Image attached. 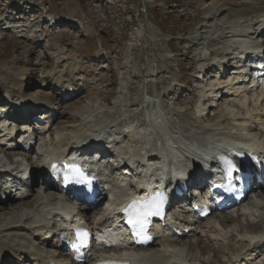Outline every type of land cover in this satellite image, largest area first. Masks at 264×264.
Segmentation results:
<instances>
[{
    "label": "rangeland",
    "instance_id": "1",
    "mask_svg": "<svg viewBox=\"0 0 264 264\" xmlns=\"http://www.w3.org/2000/svg\"><path fill=\"white\" fill-rule=\"evenodd\" d=\"M259 21L252 0H0V69L14 70L18 80L13 84L0 71V94L8 89L12 101L0 97V104H8L15 122L19 113L24 116L19 105L23 100L37 101L42 107L50 100L48 110L54 113V121L28 151L21 146L4 150L0 142L1 161L7 157L15 165L29 163L40 169L42 153L49 147L68 144L76 133L92 139L87 129L95 119L102 121L95 131L115 134L120 141L117 148L135 147L155 162L156 144H165L160 136L165 130L169 135L178 132L181 138L227 135L233 142L241 135H255L264 147V126L250 116L264 112L263 106L250 101L260 94V86L245 90L247 106L239 104L242 97L234 94L208 106L209 84L216 82L218 73L212 63L224 57L225 72L219 80H228L241 51L236 41L264 43V36L255 34L264 31L258 30ZM59 52L73 56L75 69L63 70L67 65L58 63ZM61 69L62 90L54 84V73ZM67 88L73 91L64 95ZM89 102L93 116L82 120L76 110ZM61 129L63 135L56 143V131ZM252 179L241 203L211 211L194 235L156 237L154 245L135 252L155 259L175 249L173 253L193 264H243L249 238L264 236V183L257 186ZM51 187L48 181L39 186L36 180L30 194L0 202V224L27 209L33 211L28 218L36 215L16 229L0 226V250L7 264H34L28 250L40 243L38 236H30L32 225L53 222L42 209L43 201L51 200L47 208L59 198L68 202L66 195ZM101 201L83 205L88 220L100 212ZM216 220L225 225V238L209 232L210 222ZM103 251L110 249L95 244L80 264H89ZM250 263L264 264V249Z\"/></svg>",
    "mask_w": 264,
    "mask_h": 264
},
{
    "label": "bare ground",
    "instance_id": "2",
    "mask_svg": "<svg viewBox=\"0 0 264 264\" xmlns=\"http://www.w3.org/2000/svg\"><path fill=\"white\" fill-rule=\"evenodd\" d=\"M253 7L257 8V12H259V16L261 17V20L259 21V28L263 29L264 27V0H252ZM256 36L262 35L264 36V31H256ZM236 41V40H235ZM238 48L241 50L237 54V60H236V70L233 71V75H230L228 80L225 82H221L219 80V76L222 74L225 70L226 65H222L220 61L216 60V62L212 63V65L215 66L217 69L216 74V82L209 84V97L208 99H214L218 95V93L214 94L215 90L225 88V91L228 94H234L235 96L241 98V100H238L239 104L243 106H247L248 98L244 95V90L248 89L250 85H246L245 81L248 78L247 71L250 69H253V74H249L251 77V83L261 84L260 94L254 96L251 98V102L256 106H263L264 107V80L257 78V73L260 74L261 70H258L254 68V65H257V62H254L252 59V53H263L264 52V46L259 43H249L248 40L245 39H238L237 41ZM235 49V48H234ZM62 53L59 52L58 56V63L66 61L67 67L63 70H71L74 65L71 64L73 61V56L71 55H65L60 56ZM62 60V61H60ZM76 66V65H75ZM56 71L54 73V84L55 86L61 88V90L64 88L61 74L60 72L63 71ZM1 71V69H0ZM2 75L5 78H11L12 83H17L18 80H15L14 77L16 75L15 71L13 70H3L1 71ZM247 73V74H246ZM220 74V75H219ZM14 76V77H13ZM223 78V77H222ZM4 80V78H3ZM259 82V83H258ZM3 85V84H2ZM6 87H9L6 83H4ZM73 91V90H72ZM71 90L64 89L63 93L64 95L70 94L72 92ZM6 93V94H5ZM4 94H0V97L3 98V100L9 101L10 100V93L8 89L5 91ZM9 94V95H8ZM94 99L92 98V101ZM11 101V100H10ZM12 102V101H11ZM15 103V102H14ZM91 102L87 103L85 106H81L77 108V113L81 116L82 120H91L93 116V109L90 105ZM21 104V105H20ZM43 107L50 105V100H47L44 102ZM217 104V102H216ZM21 112L26 115L27 111L30 109H33V107L37 106V101H31L27 102L26 100H23L19 103ZM36 105V106H35ZM39 106V104H38ZM5 106L0 104V136L1 141L5 137H10L15 135L16 133L20 132V130L12 123L8 125L9 121H13V119L16 118V115L10 113L7 111V109L4 108ZM264 111V110H263ZM264 113V112H263ZM263 113H250V116L255 118V120L258 122V126L263 127L264 126V115ZM44 115L48 119H50V124L54 121V113L50 112L49 110L46 112H43ZM163 114V113H162ZM25 119L29 120V118ZM163 119V118H162ZM49 121V120H47ZM93 124H90V127L87 129V131L90 133L89 135L92 137V139H85L83 137L82 133H76L72 140L61 147H52L48 150L43 151V159L41 160V163L39 164L40 169L43 171L44 175H50L53 176L55 179H52V181H59L60 177L63 175V172H59V169L64 168L66 170L65 162H68L71 157H68L66 153L68 154V151L71 149H75L73 155L80 153V156L88 155L87 157H84L83 162H81V166L83 167V170L91 177L93 182L91 181V188L94 190H98L99 192H103V199L105 201L104 206H102V211L98 213V215L94 218L93 226L90 227L89 224L85 223V227L88 230H91L94 232L95 239H91V248H93V245L99 244L103 248H109L110 251H103L102 253L95 254V258L90 260L89 264H99L100 261L103 260H128V262H132L133 264H193L190 263L185 257H182V254L173 253L174 250H169L167 254L162 255L160 257H156L155 259L149 256H146L144 254H139L135 252V250H139L142 248H146L148 245H154L153 242L156 237H162L164 239H167L168 237L175 238L177 236L187 237L191 234H195L197 228L200 227V219L195 220V214H190L188 212H185V210H188V208H185L183 212L181 211L179 214L171 215L167 218V221L165 225H162L161 222H158L156 224H153L150 228V233L148 235L147 241L136 244V246H132L131 243L127 242L125 236L129 237L128 230L125 228L122 218V214L124 213V208L128 206L130 202H137L140 199H143L146 197V195L152 190L154 191V188L161 187L163 185V180L168 178V173L166 170H169L170 168H176L178 166L179 169H176L174 172V178H185V176L189 175L191 168H194V171H199V167H202V139L203 138H181L175 132H173V135H169V131L165 130L166 135L163 132H161L160 136L162 140H165V148H160V150L157 152L158 158L157 162L150 161L151 157L147 158L146 153H138L136 151L135 147H128L125 152L124 150H120L115 146L120 141L115 139V134L108 133L107 131L101 129L99 131H95L96 127L102 123V121L96 122L93 121ZM150 122V121H149ZM46 125L39 126L38 134H43L44 130L47 128ZM244 126V125H243ZM241 126L239 130H244V127ZM129 128V127H127ZM30 130V129H28ZM63 129L56 131V137L55 141L56 143L61 139L63 135ZM27 125L23 126V129L21 131L22 136L24 137L27 133ZM128 132V131H127ZM151 130L149 133H152ZM155 134V133H154ZM227 136V135H221L219 137V140H214V136L210 135L205 137L207 141L210 140V142H213L215 144H218V146L222 149L234 148L235 150H241L240 147L241 144L246 146L248 149H252L255 152H264V147L262 146L261 142L258 140V137L255 135H251L250 137L247 135H241L238 138V142H233V137ZM13 138H15L13 136ZM118 138V137H117ZM185 141H184V140ZM187 140V141H186ZM213 140V141H212ZM28 143L33 142V139L31 137L27 138ZM89 141V142H85ZM90 142H93L92 145H97V147H100L97 149L94 148V153H91V151L88 153L86 149H83L84 146H88ZM59 143V142H58ZM80 145L82 147H80ZM178 145V146H177ZM60 146V145H59ZM91 146V144H90ZM46 147V146H45ZM79 147V148H78ZM85 148V147H84ZM195 148H200L199 150H196ZM79 149L81 151H79ZM78 150V151H77ZM244 151V150H243ZM87 152V153H86ZM109 152H114V154H118V159L116 160L113 157L110 156ZM183 153H186L188 156H186L187 164H185V167L182 165V160L184 159ZM7 158V157H6ZM28 159V156H26ZM126 159L129 168L122 173H132L133 179L132 184L129 182V179L123 177L121 174H118V172H110L107 169V164L111 162L116 161H124ZM176 159L180 160L181 163H176ZM2 159H0V174L7 173L8 170L12 169V166L7 165L3 167L2 165ZM6 162V160H5ZM144 165H140L142 163ZM173 164H172V163ZM186 162V161H185ZM21 169H24V171L27 172V163H21ZM176 164V165H175ZM154 165H157L156 167ZM242 170L246 171V177L248 179H251L254 174H256L257 177L262 174L263 172L258 169V163H253L250 165V162H243L240 165ZM126 168V167H124ZM23 170H17L16 174L22 173ZM136 173V174H135ZM158 177L161 179V183L157 184L155 181V178ZM24 177L19 176L18 180H15L14 178L8 177L5 179L4 183L0 185V192H7L18 189V194L15 196H8L6 197L5 201L9 202L12 199H18L23 197L25 194H30L31 191L29 190V187L22 184V179ZM182 180V179H181ZM54 191L58 189H52ZM171 190V188H170ZM59 193H62L61 190H58ZM51 200L47 197L45 201H43L44 206L42 207L43 211L47 212L49 215H51L53 218H60L62 215H64V211L70 209L67 206V203L61 198H59L57 201L52 202V207L47 208ZM41 203V204H43ZM200 204V203H199ZM238 202L234 203L231 207L236 206ZM33 211L31 209H27L26 212L19 213L15 216L8 217L6 219V222L3 224H0L1 227H4L6 229L9 228H18L23 223H26L27 221L30 223L32 222V217H36L35 213L27 217V214H31ZM34 220V219H33ZM36 221V220H35ZM34 222V221H33ZM36 222H34L35 224ZM32 225L33 232L30 236H38L35 239L40 243V247L37 245H31L29 247L30 251L28 250L29 257L34 261V264H50L52 261L57 260V254L54 249H56L57 241L56 238H52L49 241H44L43 234L40 232V226ZM224 224L216 220V222H210L209 232L217 237V238H225L226 233L223 231ZM8 227V228H7ZM29 229V228H28ZM170 232V236H169ZM168 241V240H167ZM258 242H264V236L262 235H254L249 238L248 246L243 252V264H251L250 262H253L256 260V258L259 257V254L261 250H258L256 248V244ZM170 243V242H169ZM120 246H128L125 250H119L118 248ZM53 249L54 251H45L43 248ZM49 247V248H48ZM88 247V246H87ZM118 249V250H117ZM264 249V248H263ZM85 250L88 251L87 248ZM84 251V250H83ZM27 254V253H26ZM27 258L26 255L23 256V258ZM3 253L0 250V264H7L6 259H3ZM13 258V257H11ZM22 258H20L21 260ZM25 261V260H23ZM27 261V259H26ZM25 261V262H26ZM65 263L70 264H80L78 262H75V258H71L70 260L64 259Z\"/></svg>",
    "mask_w": 264,
    "mask_h": 264
},
{
    "label": "snow or ice",
    "instance_id": "3",
    "mask_svg": "<svg viewBox=\"0 0 264 264\" xmlns=\"http://www.w3.org/2000/svg\"><path fill=\"white\" fill-rule=\"evenodd\" d=\"M232 167L234 168L235 167V165H232ZM131 215H133V216H136L137 217V219H130L129 220V223H133L134 225L136 224V223H139L140 222V217H146L147 215H149V214H152V213H149V212H140V213H130ZM158 214V213H157ZM86 233L84 234V238L86 239ZM83 246H86V244L83 242V240H81L77 245H76V247L77 248H79V247H83Z\"/></svg>",
    "mask_w": 264,
    "mask_h": 264
}]
</instances>
